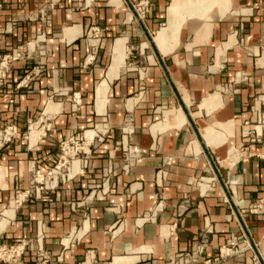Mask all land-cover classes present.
<instances>
[{"label":"crops","instance_id":"obj_1","mask_svg":"<svg viewBox=\"0 0 264 264\" xmlns=\"http://www.w3.org/2000/svg\"><path fill=\"white\" fill-rule=\"evenodd\" d=\"M17 51L0 70V247L20 254L0 264H264V133L247 137L264 0H0V61ZM81 136L85 159L32 188Z\"/></svg>","mask_w":264,"mask_h":264},{"label":"built area","instance_id":"obj_2","mask_svg":"<svg viewBox=\"0 0 264 264\" xmlns=\"http://www.w3.org/2000/svg\"><path fill=\"white\" fill-rule=\"evenodd\" d=\"M139 17L140 14L138 13ZM20 56V52H12L10 54H5L2 56L0 61V70L7 71L8 65L15 59H17ZM93 56H89L87 58V62H89ZM0 82H1V76H0ZM129 122L126 120V125L124 127V132L127 134L128 132H131V128L128 127ZM17 129L14 124L6 125L1 133V139L4 142H9L11 139L16 135ZM264 133V110L258 109L256 118L253 122V125L251 129L247 131V137L249 138L250 142L253 143H260L263 138ZM243 150L241 152V155H249L247 152H245V147H241ZM125 152H127V156L125 159L127 160L128 165H133V163L136 161V158L141 155V151L136 146H130L128 147ZM58 167V166H56ZM77 172V171H76ZM45 174H47L46 179L44 180ZM67 177V176H66ZM58 179H65L64 174H60L55 169H51L46 173H42L41 170H36L33 177L31 178L30 184L32 188L37 189V191L45 190L50 187L48 185L49 183H52V186H55L58 183ZM34 183H40L39 186L35 185ZM29 192V191H28ZM250 213L264 214V193L257 198L249 207ZM256 248V255L254 256V259L257 260L258 256L260 255L259 248L256 243L253 244ZM20 253L16 250L15 247L10 246L8 248L0 247V261H14L16 260V257ZM184 261H187L185 259ZM40 264H49L48 262H42Z\"/></svg>","mask_w":264,"mask_h":264},{"label":"rangeland","instance_id":"obj_3","mask_svg":"<svg viewBox=\"0 0 264 264\" xmlns=\"http://www.w3.org/2000/svg\"><path fill=\"white\" fill-rule=\"evenodd\" d=\"M84 147L88 148L89 145L86 144V138L83 136H81V138L78 140L65 142L61 150L60 158L56 165L54 164V166H50L46 170H41V172L46 173L49 170L51 171V169H55L57 172H59L60 174H64V176L66 177L70 173L74 161L78 160L79 162H81L85 159L86 153L84 151ZM36 170L37 168L34 170L33 175ZM46 176L47 174H45L44 180L46 179ZM35 185L39 186L40 183H34V186ZM48 185L52 186L53 184L49 183Z\"/></svg>","mask_w":264,"mask_h":264},{"label":"bare ground","instance_id":"obj_4","mask_svg":"<svg viewBox=\"0 0 264 264\" xmlns=\"http://www.w3.org/2000/svg\"><path fill=\"white\" fill-rule=\"evenodd\" d=\"M86 144H88V143H86ZM84 149H85V150H84L85 152H87V151H88V150H86V149H87V147H84Z\"/></svg>","mask_w":264,"mask_h":264}]
</instances>
